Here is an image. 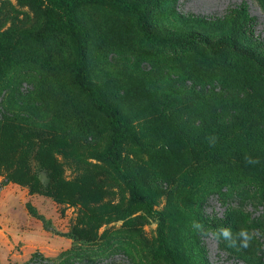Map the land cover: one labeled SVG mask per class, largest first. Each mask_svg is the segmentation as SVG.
<instances>
[{
	"label": "rangeland",
	"instance_id": "rangeland-1",
	"mask_svg": "<svg viewBox=\"0 0 264 264\" xmlns=\"http://www.w3.org/2000/svg\"><path fill=\"white\" fill-rule=\"evenodd\" d=\"M78 18L89 79L130 122L121 172L109 120L74 84L75 42L53 1L0 0V264H264V0H159L161 40L111 2ZM192 33L235 35L256 60L172 43ZM123 175L165 214L177 263ZM221 227L235 246L213 237Z\"/></svg>",
	"mask_w": 264,
	"mask_h": 264
},
{
	"label": "trees",
	"instance_id": "trees-1",
	"mask_svg": "<svg viewBox=\"0 0 264 264\" xmlns=\"http://www.w3.org/2000/svg\"><path fill=\"white\" fill-rule=\"evenodd\" d=\"M54 9L59 12V27L68 32L75 42V57L73 61V80L76 87L89 99L95 109L106 115L110 125L113 128V134L107 150V159L109 163L118 172L120 167L121 146L129 136L130 122L125 115L116 107L112 106L101 94L99 88L89 79L87 63V47L90 41L88 29L78 18V8L84 4H102L111 2L118 9L131 12L135 15L140 28L144 34L155 40H161L150 24L149 10L159 5V0H52ZM174 45H192L202 44L211 52H220L232 50L240 55L253 60L256 57L246 46H242L235 35L228 34L217 40H211L198 34H189L185 40L176 39L172 41ZM129 185L132 196L137 201L142 202L151 212L155 213L159 220L158 241L161 245L160 255L165 256L172 262L177 263L179 251L172 250L166 240L165 214L155 211V201L142 187L140 181L132 175H123Z\"/></svg>",
	"mask_w": 264,
	"mask_h": 264
},
{
	"label": "clouds",
	"instance_id": "clouds-1",
	"mask_svg": "<svg viewBox=\"0 0 264 264\" xmlns=\"http://www.w3.org/2000/svg\"><path fill=\"white\" fill-rule=\"evenodd\" d=\"M248 162L251 163L254 161L249 160ZM194 226L196 228L202 227L199 224H196ZM212 235L217 241H219L220 239H223L224 241L228 242L229 246H235L236 244V239L233 238L232 230L229 227H221L217 229ZM236 238L240 240L241 247L247 248L253 236L248 230L241 229L236 233Z\"/></svg>",
	"mask_w": 264,
	"mask_h": 264
}]
</instances>
